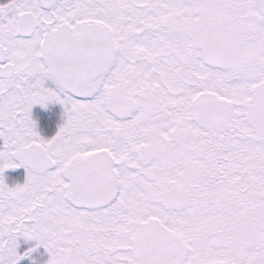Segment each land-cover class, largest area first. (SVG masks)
<instances>
[{
	"label": "snow or ice",
	"instance_id": "snow-or-ice-1",
	"mask_svg": "<svg viewBox=\"0 0 264 264\" xmlns=\"http://www.w3.org/2000/svg\"><path fill=\"white\" fill-rule=\"evenodd\" d=\"M0 264H264V0H0Z\"/></svg>",
	"mask_w": 264,
	"mask_h": 264
}]
</instances>
